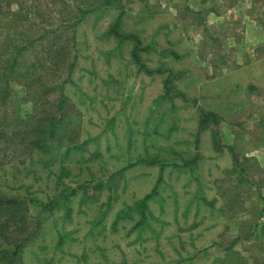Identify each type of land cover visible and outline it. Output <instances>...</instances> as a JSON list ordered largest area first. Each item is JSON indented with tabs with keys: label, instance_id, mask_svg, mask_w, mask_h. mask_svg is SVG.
<instances>
[{
	"label": "rangeland",
	"instance_id": "rangeland-1",
	"mask_svg": "<svg viewBox=\"0 0 264 264\" xmlns=\"http://www.w3.org/2000/svg\"><path fill=\"white\" fill-rule=\"evenodd\" d=\"M10 2L0 60L23 49L0 97V192L25 208L78 189L9 229L20 264H264V44L248 35L264 0ZM203 111L219 122L200 129ZM52 115L56 159L30 141ZM161 163L149 205L128 208Z\"/></svg>",
	"mask_w": 264,
	"mask_h": 264
},
{
	"label": "trees",
	"instance_id": "trees-1",
	"mask_svg": "<svg viewBox=\"0 0 264 264\" xmlns=\"http://www.w3.org/2000/svg\"><path fill=\"white\" fill-rule=\"evenodd\" d=\"M2 3L5 5L10 6V0H0V7ZM116 34L120 35L121 33L117 31L116 27L113 26L110 30L105 32V35ZM123 39L128 37H133L136 40L137 44L140 43L139 39L131 34L123 35ZM139 45V44H138ZM137 47V46H136ZM22 47H18L15 51H13L8 58H2L0 60V97L1 103L4 105L7 103V100L11 93V82L18 79V73H16V65L18 64L19 55L21 54ZM137 48H134L133 56L136 60V63H139V70H145L148 73H154L153 70L148 68L147 65H144L140 62V58L137 54ZM73 69V67H72ZM150 69V70H149ZM10 83V84H9ZM168 86L166 87V93L162 96V99L166 98L168 95ZM63 100L61 99V104ZM202 117L200 120L201 127L203 128L204 125H207L211 120L215 121L216 123L219 122V116L212 111H203ZM51 121L47 123V126L42 125V129L39 130L42 133H46V136H38L36 139L31 141L32 146L35 148H39L41 152H47L51 154V159H56L57 154L55 150L59 147L57 142L52 141L51 137L55 134L58 127H60L61 120L58 116L52 115ZM42 122V119L39 120V123ZM39 127V126H38ZM201 131V130H199ZM8 136V132L4 129L0 128V139H6ZM40 137V138H39ZM90 141V140H89ZM82 148V147H81ZM201 157L200 154H196L191 159H186L184 161V166H192L194 163L199 160ZM158 161V160H157ZM156 161H152L151 163L154 164ZM162 166L160 167V175L157 180L156 185L153 189L144 195L141 199L137 200L134 203V206H129L128 208H138L145 210V208L149 205V201L157 194L158 185L162 182V175L164 171L165 163H161ZM133 165V164H130ZM64 170V169H63ZM38 172H34L36 175ZM76 189H70L67 192H59L58 190L55 192L56 199H50L47 201L42 200L35 194H31L27 200V206L30 207L29 204H34L35 206L40 205L41 207L51 208L54 203L62 202L64 205L69 206V203L73 200V196L77 193ZM26 199L18 198L14 196H6L1 194L0 192V264H20L23 262V237L20 240H11L9 235V229L15 225L17 228H21L23 225L26 224V219L28 218V207L23 208L25 205ZM123 213V212H122ZM14 221L12 224L11 221ZM11 232H14L12 230ZM27 239V237L25 238ZM155 264H162V263H155Z\"/></svg>",
	"mask_w": 264,
	"mask_h": 264
},
{
	"label": "crops",
	"instance_id": "crops-1",
	"mask_svg": "<svg viewBox=\"0 0 264 264\" xmlns=\"http://www.w3.org/2000/svg\"><path fill=\"white\" fill-rule=\"evenodd\" d=\"M248 9H252V8H248ZM253 25L255 27L258 26V25H256V22H253ZM261 25L263 27H258V31H256L255 33L253 32V33H249L248 34V35H251V39H252L253 44H264V36H262V35H256L257 33L260 32V29H264V23L263 22H261ZM249 29L252 30V28H249Z\"/></svg>",
	"mask_w": 264,
	"mask_h": 264
}]
</instances>
